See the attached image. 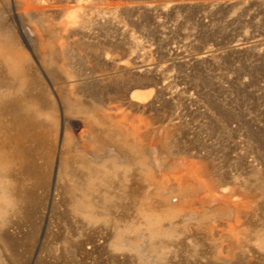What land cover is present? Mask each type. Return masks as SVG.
<instances>
[{
  "label": "rangeland",
  "instance_id": "obj_1",
  "mask_svg": "<svg viewBox=\"0 0 264 264\" xmlns=\"http://www.w3.org/2000/svg\"><path fill=\"white\" fill-rule=\"evenodd\" d=\"M0 39V264H264V0H0Z\"/></svg>",
  "mask_w": 264,
  "mask_h": 264
},
{
  "label": "bare ground",
  "instance_id": "obj_2",
  "mask_svg": "<svg viewBox=\"0 0 264 264\" xmlns=\"http://www.w3.org/2000/svg\"><path fill=\"white\" fill-rule=\"evenodd\" d=\"M30 31L31 30H29V33H30ZM1 39H0V65L3 66L6 70L4 71L5 74L3 73L2 75H0V174H2V172H9V173L11 172V168H9L7 166L5 167L4 164L7 160L13 158L14 156H17V157L19 156V158L23 159L22 162L25 164V159H26L25 157H27L29 155V152L31 149V148L29 149L28 146L25 147V144L27 142L26 140L29 141L28 136L25 137V134L28 132L27 128L33 125V122H32V124H30L29 121L27 120V117L25 116V101L26 100L28 101L26 104L28 107L29 100L26 98L29 97V99H30L32 94L28 95L26 93V95H25V85H24L25 82L22 81V78H21V81H19L18 83L15 82L16 80L14 81L12 78H8V73L11 71L10 63L12 62V58H11L12 53L2 44L3 42ZM41 39L43 41L41 43L43 49L42 48L41 49L46 54L47 49L44 47L43 43L46 42L47 37H45L44 39L40 38V40ZM49 53H51V52L48 51V54ZM56 56H58V55H56ZM60 61L63 62L62 56L60 57ZM19 80H20V78H19ZM74 125L77 126L75 124V122H74ZM85 127H87V125ZM85 127L83 126V128H85ZM70 128H72V127H70ZM77 128H78V126H77ZM80 130H81V133H83L84 129H80ZM96 130H99V129H96ZM95 138H97V137H95ZM98 138L100 140V143L102 142V143L106 144L107 147H110L113 151V148L108 144L107 140L104 137L98 136ZM33 145H35V143H33ZM78 147H79L78 151H81L84 153H89L93 157H96L95 153L93 152L94 149H90L89 147H86V144L83 142V140H80V142H78ZM107 147H105V148H107ZM151 147H154V146H151ZM153 149L154 148H152V150ZM154 150H158V149H154ZM115 151H117V150H115ZM153 157H154V155H153ZM178 158H176V159H178ZM172 159L176 160L174 158H172ZM158 161H159L158 158L153 159V163L156 164L155 167H157V164H159ZM157 169H158V167H157ZM9 184H14L15 187L17 186V184H15V183L9 182ZM18 185L21 187L22 182L19 183ZM197 187H202V184H201V186H197ZM18 189H16V191ZM214 201H217V199H215Z\"/></svg>",
  "mask_w": 264,
  "mask_h": 264
}]
</instances>
